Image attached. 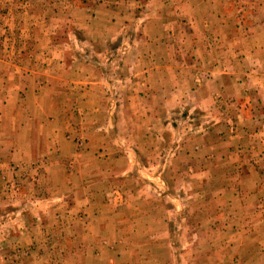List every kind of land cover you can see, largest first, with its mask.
Instances as JSON below:
<instances>
[{
	"label": "rangeland",
	"instance_id": "obj_1",
	"mask_svg": "<svg viewBox=\"0 0 264 264\" xmlns=\"http://www.w3.org/2000/svg\"><path fill=\"white\" fill-rule=\"evenodd\" d=\"M262 43L264 0H0V264H264Z\"/></svg>",
	"mask_w": 264,
	"mask_h": 264
},
{
	"label": "crops",
	"instance_id": "obj_2",
	"mask_svg": "<svg viewBox=\"0 0 264 264\" xmlns=\"http://www.w3.org/2000/svg\"><path fill=\"white\" fill-rule=\"evenodd\" d=\"M155 1V0H153ZM157 13V11L155 12V14ZM194 16L192 17L193 18H197L198 21H195L194 23H196V25L194 26H188L187 25V28L186 30L183 29V33H184V37L187 39V37H191V40H194L195 41H192V43H190L191 45V48H192V51L193 53H191L192 55H196L197 58L201 57V59H203L205 62H207L209 65L211 64V61H212V64H215V59H216V55L214 53V50H215V46H216V43L214 42L215 41H220V40H217V37L216 35L217 34V31H209L208 29V26H206V21L204 20V18L201 17V19H199L200 17V11H196L194 10ZM211 17V16H210ZM213 16H212V20H213ZM201 20V21H200ZM212 22V21H211ZM185 25V23L183 24ZM203 27V28H202ZM213 27H210V30L212 29ZM219 28L220 29H223V27H216V30ZM188 29V30H187ZM236 30H239V29H236ZM211 33H213V35L211 36ZM220 33V32H219ZM230 32H228V44H234V45H237L238 42H236V40H234V38H237L236 36L232 39L230 38ZM246 33V31H245ZM161 43V42H160ZM151 48H157V44L155 43L154 46H150ZM238 47L242 48L241 45H238ZM263 48L264 50V43L261 44L260 47H257V49H261ZM188 49V48H187ZM201 50V51H200ZM203 50V51H202ZM203 52H204V58H203ZM241 52V51H240ZM242 53V52H241ZM262 55H263V52H261ZM214 56V57H213ZM239 56V54H238ZM228 78H230L228 76Z\"/></svg>",
	"mask_w": 264,
	"mask_h": 264
}]
</instances>
